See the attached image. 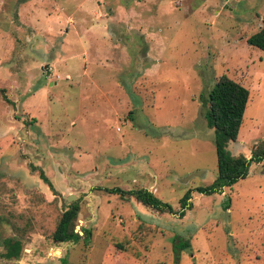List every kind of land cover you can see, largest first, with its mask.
Returning a JSON list of instances; mask_svg holds the SVG:
<instances>
[{"label":"rangeland","instance_id":"rangeland-1","mask_svg":"<svg viewBox=\"0 0 264 264\" xmlns=\"http://www.w3.org/2000/svg\"><path fill=\"white\" fill-rule=\"evenodd\" d=\"M263 19L264 0H0V264H264V160L222 193L193 191L182 217L105 190L178 209L210 184L204 99L223 74L249 90L226 150L250 157L264 49L247 38ZM74 200L86 236L56 243ZM175 238L190 241L177 262Z\"/></svg>","mask_w":264,"mask_h":264},{"label":"trees","instance_id":"trees-1","mask_svg":"<svg viewBox=\"0 0 264 264\" xmlns=\"http://www.w3.org/2000/svg\"><path fill=\"white\" fill-rule=\"evenodd\" d=\"M264 23V19H263ZM247 42L253 46L264 49V25L255 33L247 38ZM1 91H3L1 89ZM249 90L241 83L229 78L225 74L221 75L212 88L208 91L204 102L206 105L205 117L207 124L214 131V145L216 150L217 174L214 180L208 185H199L186 190L179 199V208L174 209L169 202L159 199L147 188L123 189L113 187L105 189L110 193H118L121 196H133L143 205L151 207L160 212H166L178 217H182L186 210L192 207L191 193L211 195L222 193L225 187H231L237 180L248 175L249 167L252 162L264 160V140L256 143L247 158L243 154L232 155L226 150L229 142L236 141L239 129L243 120V114L247 105ZM42 179L51 186L50 181L43 173ZM80 205L77 200L64 204L60 219L52 233V240L56 243L77 242L86 236L87 228H81L82 233L75 230L77 216ZM5 256L18 257L21 246L18 240H5ZM188 239H176L173 242L175 262L179 259L181 250L189 249Z\"/></svg>","mask_w":264,"mask_h":264},{"label":"water","instance_id":"water-1","mask_svg":"<svg viewBox=\"0 0 264 264\" xmlns=\"http://www.w3.org/2000/svg\"><path fill=\"white\" fill-rule=\"evenodd\" d=\"M71 198H72L71 196L68 197V199H71ZM80 233H82V232H80Z\"/></svg>","mask_w":264,"mask_h":264}]
</instances>
